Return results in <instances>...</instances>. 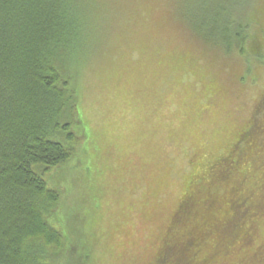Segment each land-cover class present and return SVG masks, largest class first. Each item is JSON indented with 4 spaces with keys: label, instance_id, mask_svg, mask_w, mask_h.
Wrapping results in <instances>:
<instances>
[{
    "label": "rangeland",
    "instance_id": "rangeland-1",
    "mask_svg": "<svg viewBox=\"0 0 264 264\" xmlns=\"http://www.w3.org/2000/svg\"><path fill=\"white\" fill-rule=\"evenodd\" d=\"M91 1L92 40L75 74L79 124L70 130L81 141L44 177L61 192L49 222L66 246L54 261L153 264L198 174L249 130L264 152V0ZM241 24L244 53L228 37ZM220 182L223 197L209 192L220 204L200 213L209 222L231 197L228 179ZM260 223V237L233 245L244 228L211 264L248 260L264 242V216Z\"/></svg>",
    "mask_w": 264,
    "mask_h": 264
},
{
    "label": "trees",
    "instance_id": "trees-1",
    "mask_svg": "<svg viewBox=\"0 0 264 264\" xmlns=\"http://www.w3.org/2000/svg\"><path fill=\"white\" fill-rule=\"evenodd\" d=\"M89 7L91 0H0V264H55L65 250V236L49 222L61 192L50 189L44 177L69 163L77 152L71 145L81 141L70 130L79 124L78 59L92 40ZM228 37L246 51L247 27L241 24ZM259 45L252 42V53ZM248 132L190 185L153 264H211L210 255L244 228L233 245L261 236L264 152ZM248 158L263 170H248ZM225 178L227 210L209 222L200 213L220 204L209 192L223 197ZM260 245L235 264H263Z\"/></svg>",
    "mask_w": 264,
    "mask_h": 264
}]
</instances>
